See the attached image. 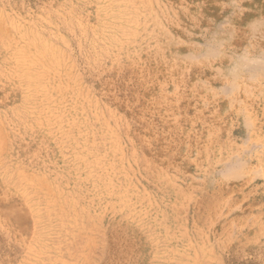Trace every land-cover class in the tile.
<instances>
[{"label":"rangeland","instance_id":"obj_1","mask_svg":"<svg viewBox=\"0 0 264 264\" xmlns=\"http://www.w3.org/2000/svg\"><path fill=\"white\" fill-rule=\"evenodd\" d=\"M0 264H264V0H0Z\"/></svg>","mask_w":264,"mask_h":264},{"label":"bare ground","instance_id":"obj_2","mask_svg":"<svg viewBox=\"0 0 264 264\" xmlns=\"http://www.w3.org/2000/svg\"><path fill=\"white\" fill-rule=\"evenodd\" d=\"M145 8V7H144ZM132 19V18H131ZM128 27V26H127ZM127 35H129V34H127ZM125 36V35H124ZM130 36H131V34H130ZM126 37V36H125ZM83 226V225H82ZM83 230V229H82Z\"/></svg>","mask_w":264,"mask_h":264}]
</instances>
